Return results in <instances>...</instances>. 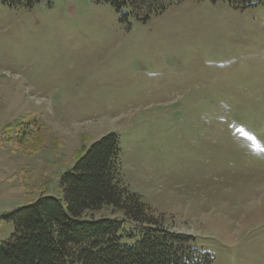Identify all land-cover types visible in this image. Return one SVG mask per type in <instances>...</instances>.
Here are the masks:
<instances>
[{
  "label": "rangeland",
  "instance_id": "rangeland-1",
  "mask_svg": "<svg viewBox=\"0 0 264 264\" xmlns=\"http://www.w3.org/2000/svg\"><path fill=\"white\" fill-rule=\"evenodd\" d=\"M260 1L180 0L146 21L105 1L0 2V241L3 213L61 197L60 175L114 131L129 188L170 229L212 264H264Z\"/></svg>",
  "mask_w": 264,
  "mask_h": 264
},
{
  "label": "trees",
  "instance_id": "trees-1",
  "mask_svg": "<svg viewBox=\"0 0 264 264\" xmlns=\"http://www.w3.org/2000/svg\"><path fill=\"white\" fill-rule=\"evenodd\" d=\"M40 1L0 0L25 7ZM97 1L110 2L123 21L131 15L146 21L180 0ZM227 1L235 7L261 2ZM41 120L34 116L32 121L38 127ZM60 187L61 197L43 193L2 214L14 229L0 241V264H212L215 259L195 245L192 235L170 229L164 213L129 188L121 138L114 131L82 149L60 175Z\"/></svg>",
  "mask_w": 264,
  "mask_h": 264
}]
</instances>
